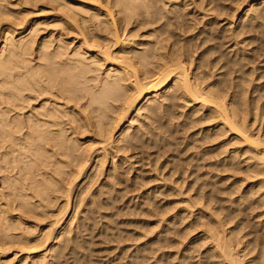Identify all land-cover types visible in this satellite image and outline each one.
I'll return each instance as SVG.
<instances>
[{"label":"bare ground","instance_id":"bare-ground-1","mask_svg":"<svg viewBox=\"0 0 264 264\" xmlns=\"http://www.w3.org/2000/svg\"><path fill=\"white\" fill-rule=\"evenodd\" d=\"M37 9L50 21L28 30ZM229 9L231 19L241 10L228 29L234 45L251 43L242 36L264 26V0H0V264L84 259L97 208L128 187L120 170L143 187L142 150L152 178L187 209L208 210L202 264H264V233L244 244L245 218L226 228L259 208L264 228V84L250 90L261 80L255 65L216 55L220 35L210 31ZM41 25L51 31L39 38ZM196 127L200 138L179 148L177 133ZM219 176L230 184L216 192L237 195L232 209L215 196Z\"/></svg>","mask_w":264,"mask_h":264},{"label":"rangeland","instance_id":"rangeland-1","mask_svg":"<svg viewBox=\"0 0 264 264\" xmlns=\"http://www.w3.org/2000/svg\"><path fill=\"white\" fill-rule=\"evenodd\" d=\"M228 3H223V4H228ZM235 4H233V6H231V9H233L234 6L236 7ZM192 8L193 7L190 6L188 8L187 13H189L192 10ZM245 8L246 7H244L242 10H244ZM231 9H229L225 12L226 15H228V16L230 14L229 18L232 15ZM244 11H246V9ZM45 12L46 11H43L42 9L41 10L37 9L32 14L29 13L26 17L27 18V25H28L27 29L29 30L30 26L33 23H37V24L38 23H44V24H46V22H49L50 20L48 19V17L51 15L49 13L47 14V12L46 13ZM225 13H224V17L223 16L220 17L217 20V23L213 24V28L210 31V34H215L217 37L220 35L218 37L217 42L221 43V48H220V51L216 53V55L221 54V56H222L221 59H223L222 62H224L227 60L230 61V60H232V58L235 59L234 55L238 54L239 58L241 57L240 58L241 64L244 66V68H245L244 70L248 69V67L251 70V67L253 65H255V67H252V68H255L258 72V73L256 72L255 75L260 74V78L262 81L261 80L258 82L252 81V84L253 83L254 84L253 85L251 84L252 86L250 85V90H251V87H253L254 85H258L261 83L264 84V69H263V67H264V59H263L264 58V55H263L264 54V42H260V40L264 41V36H263L264 35V26L258 30L254 29L250 32H247V34H244L242 36V38H244V39H247V38H248V40H249V38H250V40L252 39L250 41L251 43H249V41L245 42L248 44V46H249L248 48H247V45L245 43H244V45H242L243 43L241 44L242 47L240 46V44L234 45L235 42H234L233 38L231 39V34L229 33L230 31H228V29L232 28V26H233V28H235V27H237V25L238 26L240 25L239 14L241 13V10L236 13V15H238L237 17L235 16L236 18L233 17L234 24L229 23V22H232L231 20H233V19H231L232 17L230 19H228L227 16L225 17ZM197 16H198V14H197ZM190 17L192 18V14L187 17V19L189 18V22H187V23L190 26H192L193 21L191 20ZM199 18H201V17H198V19ZM222 19H223V22H222ZM29 20H30V22H29ZM193 24H195V23H193ZM201 28H202L201 26H198V28H196L195 33L193 31V30H195V27H194V29L191 28L190 31H193L192 32L193 34L190 33V35L191 34H192V36L197 35V33L199 32V29H201ZM41 29H42V32L40 33L39 38L48 34L51 31V29L48 28L47 25L46 26L43 25L41 27ZM220 30H221V32L223 31L222 32V34L224 33L223 36H221ZM251 32H252V34H251ZM256 32H258V33H256ZM242 38H240V40H242ZM212 43H214V42H212ZM214 44H216V42ZM249 44H251L252 46ZM257 45H258V47H257ZM255 46L257 47V49L255 48ZM252 47L254 49H252ZM248 49L251 52L248 51ZM244 50H245V52H244ZM230 51H231V53H230ZM233 51H234V53H233ZM227 52H228V54H227ZM232 54H234L233 55L234 57L232 56ZM256 54H257V56H256ZM248 55H249V57H248ZM247 58H249L250 63L248 62ZM245 62H247V63H245ZM246 64H248V66ZM231 66H232V68H234L233 65H230V67ZM256 66H258V68ZM257 76L254 77L255 78L254 80L257 79ZM263 97H264V92L262 93V98ZM261 100H263V102H264V98ZM175 120L177 121V118ZM175 120L173 121V123L174 122L176 123ZM198 132H199V127H196L194 129H189L187 131L178 132L177 133L178 147L180 146L179 148H183L187 143H190L191 138H194L195 135H197L196 138H200V135L196 134ZM192 135H194V136L192 137ZM197 147H199V146H197ZM193 150L195 151V150H197V148L191 149L190 151L182 152L183 154L181 153L180 158H187L190 154L194 153ZM146 154H147V151H145V150L141 151V155H143V157H145V159L143 158L141 160V164H139V166L141 167V175H142L141 177H142V181L144 184L143 187L138 189V188H136V186L134 184H133L134 186H132L131 183L133 182V180H132V178L128 179V177H130V176L132 177L133 174L130 175V173L127 170H124V168H123V170L122 171L120 170V172H122V173L124 172L121 175L123 178L122 182L124 179L125 180L121 186H127L128 185L129 188L126 187V189L120 194L113 192L111 195L112 196L114 195L113 197H115V199L117 201H115L114 204L109 206L108 208L107 207L103 208V209L97 208V210L95 208L96 213H95V218L93 219V223L89 224L90 230H88L84 234V236L89 237V244L90 243L91 244L89 246L85 245L86 248L85 247L84 248L87 251L83 248H82L83 250L82 249L80 250V252L83 253V256L81 253H79V256H78L80 258V256L84 257V256H86L85 254H88L86 256L89 258L88 261H87L86 257H85L86 259L84 258V259L80 260L77 258L76 261L75 260L73 261L72 258H68L70 256H67L68 259L65 260L66 259L65 258L66 256H65L62 260L63 261L62 264H130V262L132 260V255H134L135 253H140L142 247H144V246L149 247L150 250L147 251L143 256L140 257L141 260L139 259L137 264H202V261L206 255V253L209 251V248L211 247L210 246L211 243H209V241L211 242V240L208 238L210 233H207L209 228L207 227V224H203V222H205L206 220L204 217H202L203 213H205L206 211H207L206 213H209L208 210H203L204 208H201L199 206H197L195 208H188L187 209V206L182 201L184 199V195L179 196L176 192L169 190L167 187H166V189H168V190L166 191L165 186L162 187V184H163L162 182H160V181L157 182V180H155L154 177L152 178V173L149 172V168L147 166L148 164H147V159L145 156ZM164 159H162V162L164 161ZM204 162L205 161H203V163ZM107 168H108V166L106 167V170H107ZM204 169H205V167H204ZM204 169L201 170L199 173L202 174V172H205ZM206 178L207 177L205 176L204 179H206ZM102 179L104 180L105 178H102ZM219 179L221 181L222 177L220 178V176H219L217 178L218 184H216V187L218 186V188H216V190H215V196L216 197L218 196L217 198L221 199V201L219 203L220 206H224L225 208H229V209L231 208L232 209L233 207H235L232 201L236 198L237 195L230 194L229 191H226L225 193H221L218 190V192H216L217 189L224 188V187L226 188L230 184V181L226 182V181L222 180V182H220ZM99 184H100V182L97 184L98 186L94 187L92 192H96L98 190ZM156 185H157V187H159L158 188L159 190L157 189ZM150 188H152L153 191ZM144 192H145V194H144ZM168 192H171V193H168ZM145 196H149L151 198L153 197L152 199L154 200L156 205H153L154 207L152 205L150 207L147 206V203H145L146 200L144 201ZM89 199H90V195H89ZM196 208H198V209H196ZM199 208L202 209L203 212ZM86 209H87V207H84V206H82L79 209V212L76 216L75 223H74L77 226H79L81 218H82L84 211ZM150 209H151V211H150ZM259 211L261 212L262 210L259 208V209H256L255 211H253L251 209L249 211L246 210L245 212L244 211L239 212V217L237 216L236 218H234L232 223L227 225L226 228L229 229V227L234 225L235 222H237L240 219V217H243V218H245V220H244V226L245 227L242 230L241 234L239 235V238L241 239V241L244 244L246 243L244 241L251 240L253 238V235L254 236L256 235L255 239H257L258 234L260 235V234L264 233V231H263L264 228L261 227L260 225H258V222L260 221V219L263 218V217H257V213ZM104 215H106V216H104ZM207 215H209V214H207ZM110 217H111V219H110ZM222 217H223V214L219 215V218H222ZM106 225H108L109 228L105 229ZM203 228L205 229L206 232L204 231ZM88 232H89V234H88ZM248 232H250V234H248ZM86 233H87V235H86ZM160 234H162V236H163V234H166V235L161 237ZM205 234H207V235H205ZM156 237H158V238H156ZM154 241H157V243L152 244ZM150 242H152V243H150ZM256 242H259L258 239L256 240ZM244 244H242V245H244ZM207 249H208V251H207ZM147 253H149V254H147ZM145 255H147V256H145ZM84 260H86V262Z\"/></svg>","mask_w":264,"mask_h":264}]
</instances>
